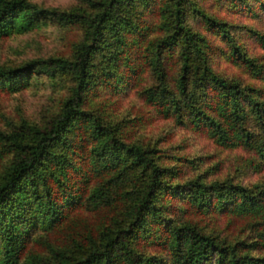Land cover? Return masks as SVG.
Wrapping results in <instances>:
<instances>
[{
	"label": "trees",
	"instance_id": "16d2710c",
	"mask_svg": "<svg viewBox=\"0 0 264 264\" xmlns=\"http://www.w3.org/2000/svg\"><path fill=\"white\" fill-rule=\"evenodd\" d=\"M131 3L90 0L88 11L61 12L28 0H0V36L11 24L23 30L47 13L79 21L84 27L83 38L70 58L0 64V85L13 89L29 70H44L49 76L66 72L72 80L46 125L23 119L15 128L0 130V146L11 152L0 177V264L16 263L18 249L26 238L23 236L29 226L39 224L38 219L45 228L50 227L63 216L61 204L72 206L87 201L113 204L118 213L97 229L95 237L77 244L74 253H62L57 264H264V173L250 186L228 178L204 182L199 175L174 181L178 169L163 164L155 147L128 140L124 122L110 121L94 107L83 106L92 80L114 82L137 73L134 65L126 62L124 34L137 31L144 35L147 25L138 23ZM157 7L160 18L155 26L162 35L149 37L142 47V56L153 74V82L139 90L143 100L161 116L203 126L220 146L240 145L264 158V102L258 96L260 89L241 85L212 68L204 35L184 23V0H159ZM198 11L227 46L225 54L256 73L254 58L235 40L225 21ZM109 44L114 47L109 49ZM174 48L178 72L170 87L162 55ZM96 53L101 58L96 59ZM119 59L125 60L123 71L116 70ZM247 118L257 124V133L247 127ZM77 130L83 135L75 143ZM84 161L89 171L82 166ZM92 172L97 179L88 187ZM181 191L195 209L244 216L252 228H259L257 233L246 243L228 241L189 221L176 222L160 215L164 194L180 195ZM158 217H162L163 224L159 232H164L162 239L172 251L169 263L160 259L157 262L156 255L143 253L134 245L136 233L157 222Z\"/></svg>",
	"mask_w": 264,
	"mask_h": 264
},
{
	"label": "rangeland",
	"instance_id": "374dc122",
	"mask_svg": "<svg viewBox=\"0 0 264 264\" xmlns=\"http://www.w3.org/2000/svg\"><path fill=\"white\" fill-rule=\"evenodd\" d=\"M28 1L61 12L91 9L90 0ZM184 1V23L204 35L209 45L212 68L222 76L238 80L241 85L259 88L258 96L264 102V0ZM158 2L159 0H132L130 5L135 9L138 23L147 25L144 35H139L137 31L124 34L128 45L126 62L134 65L136 75L114 80L115 83L100 78L92 80L84 94L83 106L94 107V111L110 121L124 122L123 129L128 140L155 147L163 164L178 169L174 181L182 182L199 175L204 182L228 178L233 182L252 185L262 178L264 158L259 157L252 149L240 145L226 147L216 144L203 126L195 127L190 122H176L173 116H161L139 94L140 89L153 82V74L142 56V47L149 37L162 35L155 26L160 18ZM198 10L225 21L235 40L254 58L258 68L256 73L225 54L227 46L214 32V26L204 22ZM83 28L79 21H66L53 13H47L45 18L39 16L23 30L11 24L6 33L0 36V64L16 65L47 57L70 58L77 43L83 38ZM258 34H261L260 38ZM109 46V49L114 47L111 44ZM95 58H101L99 53L95 54ZM118 61L116 70L123 71L125 60ZM162 61L167 72V84L173 87L178 72L175 48L165 52ZM71 85L68 73L56 72L49 76L44 70H29L14 89L5 84L0 85V130L15 128L23 119L40 126L46 125ZM247 119V127L257 133V124L251 118ZM79 135H83V132L77 130L74 135L75 143H78ZM10 158L11 152L0 146V177ZM85 160L88 161L86 157ZM82 166L89 171L87 162L84 161ZM96 179L97 175L89 178L86 183L88 187ZM184 192L181 191L180 195L165 193L164 201L159 206L160 215L176 222L189 221L202 231L212 232L228 241L240 240L246 243L257 233L259 228H252L248 218L244 216L195 209L185 200ZM65 205L61 204L63 216L56 224L45 228L44 222L38 219V225L29 226L26 233L28 235L23 236V239L26 238L18 249L15 264H57L59 258L64 256L62 253H74L77 244L86 243L87 237H95L97 229L110 222L118 213L117 209L113 210V204L102 202L92 204L87 201L83 204L77 202L72 206ZM161 218L158 217L155 223L152 221L151 226L147 225L144 231L137 232L133 237L134 245L143 253L156 255L157 262L160 259L169 263L172 251L166 246V239H162L164 232H159L163 227L160 224ZM152 234L154 237L159 236L158 239L151 238Z\"/></svg>",
	"mask_w": 264,
	"mask_h": 264
}]
</instances>
